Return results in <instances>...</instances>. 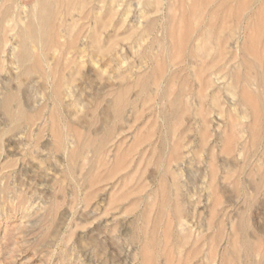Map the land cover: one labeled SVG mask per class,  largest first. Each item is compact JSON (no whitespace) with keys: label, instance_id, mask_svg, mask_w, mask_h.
<instances>
[{"label":"rangeland","instance_id":"obj_1","mask_svg":"<svg viewBox=\"0 0 264 264\" xmlns=\"http://www.w3.org/2000/svg\"><path fill=\"white\" fill-rule=\"evenodd\" d=\"M243 1L0 0V264H264Z\"/></svg>","mask_w":264,"mask_h":264},{"label":"bare ground","instance_id":"obj_2","mask_svg":"<svg viewBox=\"0 0 264 264\" xmlns=\"http://www.w3.org/2000/svg\"><path fill=\"white\" fill-rule=\"evenodd\" d=\"M225 1H226V0H225ZM244 2H245V1H243V3H244ZM247 2L249 3L248 5L250 6V3H251V2H250L249 0H247ZM247 2H245V3H247ZM221 3H222V2H221ZM238 3H239V1H238ZM238 3H237V5H238ZM241 3H242V2H241ZM243 3H242V5H243ZM245 3H244V4H245ZM37 5H38V4H37ZM219 5H220V4H219ZM219 5H218V6H219ZM222 5H223V3H222ZM239 5H241V4H239ZM242 5H241V6H242ZM245 6H246V4H245ZM39 8H40V7H39ZM218 8H219V7H218ZM241 8H244V7H241ZM34 12H35V10H34ZM42 12L44 13L43 10H42ZM44 14H45V13H44ZM213 14H214V13H213ZM35 15H36V14H35ZM37 26H38V25H37ZM26 27H27V25H26ZM24 28H25V27H24ZM25 29H26V28H25ZM38 30H39V29H38ZM27 31H28V30H27ZM38 32H39V31H38ZM26 33H27V32H26ZM48 34H49V33H48ZM23 35H24V34H23ZM47 36H48V35H47ZM39 37H40V36H39ZM27 38H28V37H27ZM49 38H51V37H49ZM21 39H22V37L20 38V41H21ZM39 39H40V38H39ZM51 39H53V38H51ZM51 39H50V40H51ZM250 42H251V41H250ZM250 42H249V43H250ZM249 43H248V44H249ZM30 44H31V43H30ZM245 44H246V43H245ZM49 45H50V44H48V47H49ZM246 46H247V44H246ZM258 58H259V57H258ZM260 58H261V57H260ZM261 59H262V58H261ZM246 64H248V63L246 62ZM257 64H258V63H257ZM250 67H251V66H250ZM34 68H35V67H34ZM34 68H32V70H33ZM260 70H261V69H260ZM261 72H262V70H261ZM262 73H263V72H262ZM254 80H256V78H255ZM246 95H248V94L246 93ZM246 95H244V96H246ZM248 96H250V95H248ZM251 96H252V95H251ZM253 97H254V96H253ZM253 97H252V99H253ZM248 98H249V100H250V97H248ZM243 99H244V98H243ZM246 99H247V98H246ZM246 99H244V101H245ZM122 100H123V99H122ZM245 102H246V101H245ZM252 102H253V101H252ZM247 103H248V100H247ZM247 103H246V104H247ZM250 103H251V102H250ZM253 104H254V103H253ZM248 105H249V103H248ZM252 106H253V105H251V107L249 106V109L252 108V109H250V110H254ZM255 106L257 107V105H255ZM256 109H257V108H256ZM246 110H248V109H246ZM254 111H255V113H256V110H254ZM246 112H247V111H246ZM256 114H257V113H256ZM256 114H255V116H257ZM16 115H17V114H16ZM16 115H15V116H16ZM258 116H259V115H258ZM255 119H256V118H255ZM17 122H18V120H17Z\"/></svg>","mask_w":264,"mask_h":264}]
</instances>
